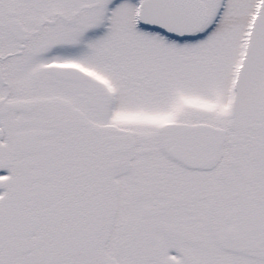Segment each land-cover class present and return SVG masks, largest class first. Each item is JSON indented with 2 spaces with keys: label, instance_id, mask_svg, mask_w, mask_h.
<instances>
[{
  "label": "snow or ice",
  "instance_id": "6c2138e0",
  "mask_svg": "<svg viewBox=\"0 0 264 264\" xmlns=\"http://www.w3.org/2000/svg\"><path fill=\"white\" fill-rule=\"evenodd\" d=\"M0 264H264V0H0Z\"/></svg>",
  "mask_w": 264,
  "mask_h": 264
}]
</instances>
